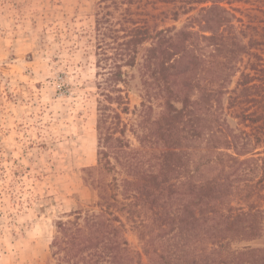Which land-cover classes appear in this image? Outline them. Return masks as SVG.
Here are the masks:
<instances>
[{
	"label": "trees",
	"instance_id": "trees-1",
	"mask_svg": "<svg viewBox=\"0 0 264 264\" xmlns=\"http://www.w3.org/2000/svg\"><path fill=\"white\" fill-rule=\"evenodd\" d=\"M141 1L100 0L103 100L98 167L89 172L99 212L60 221L53 255L60 264H144L124 237V213L142 230L148 264H264V249L233 248L263 231L253 198L264 199V27L236 31L226 0H209L179 30L152 28ZM246 57L253 61L230 90ZM137 65L141 106L149 113L161 101V113L149 127L145 112L131 126L141 148L128 150L125 69Z\"/></svg>",
	"mask_w": 264,
	"mask_h": 264
},
{
	"label": "rangeland",
	"instance_id": "rangeland-1",
	"mask_svg": "<svg viewBox=\"0 0 264 264\" xmlns=\"http://www.w3.org/2000/svg\"><path fill=\"white\" fill-rule=\"evenodd\" d=\"M99 5L100 0H0V264H60L53 255L57 224L76 213L99 212L96 175L89 173L98 167L97 125L103 100L97 68ZM210 6L209 0L140 4L141 17L152 28L178 30ZM222 6L236 31L264 27V0H226ZM252 61L243 59L227 85L230 90ZM125 70L129 78L124 96L130 109L122 115L128 127L126 149H140L131 126L149 117V127L160 115L162 102H155L152 112L143 109L140 65ZM228 120L236 128V121ZM149 148L158 151L160 146ZM253 201L264 210V199ZM118 215L129 248L148 264L138 223L124 213ZM262 230L259 238L233 248L264 249V218Z\"/></svg>",
	"mask_w": 264,
	"mask_h": 264
}]
</instances>
